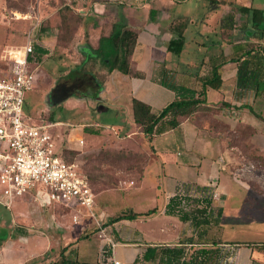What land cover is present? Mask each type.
I'll return each mask as SVG.
<instances>
[{"label":"rangeland","instance_id":"1","mask_svg":"<svg viewBox=\"0 0 264 264\" xmlns=\"http://www.w3.org/2000/svg\"><path fill=\"white\" fill-rule=\"evenodd\" d=\"M167 1L173 13L190 14L197 19L192 36L200 37L203 34L213 38L214 35L209 31L200 34L202 17L209 13L216 15L217 12H222L226 18L220 21V24L225 23L229 45L236 40L246 39L247 41L244 42L246 49L255 48L258 45L264 47V44L252 41L254 34L260 32L262 36V32L260 29L254 28L251 15L240 10L243 5L264 8V0ZM65 6L66 0H0V74H6L10 70L13 59L12 51L23 49L29 36L32 37L36 45L43 46L49 51L41 59L37 54V60L33 62L32 68L34 69L36 81L34 88L26 95V114L34 124L57 122L54 131L57 134L58 145L65 149L68 159H73L79 163L92 182L96 194V204L93 208L95 216L92 215L91 210L77 204L75 201L69 202L67 206L52 203L44 193L37 196L36 192L33 193L30 199H17L12 207L8 208L0 188V247L2 242L7 246L14 244V253L10 255H25L32 252L58 255V250L56 249V251L54 248L48 249L45 254L42 251L44 246L40 243V240L31 235L32 232L45 231L48 235L49 231L54 235L53 246L55 247L56 245L59 246L66 237H76L87 226L84 233L87 232L90 236L82 238L80 242L89 245L84 254L87 253V255L93 256L91 258L95 257L97 259L99 253L106 255L104 253L106 240L100 237L99 233H96L98 232V221L108 215L128 213L131 210L144 212L150 208L163 206L168 191L172 188V181L170 178L165 183L166 173L162 168V161H167L168 167L184 162L193 145L195 151L199 153V159L202 160V163L201 165L191 163L189 167L192 171H200L199 179L201 181H207L209 175L211 177L213 175L216 159L211 157V153H205V141L208 140L206 136L197 135L194 132L187 133L185 130L184 132L180 131L182 135L180 140L177 141L178 133L176 132L167 137L156 138L153 145L163 149L154 150L155 147L151 145L152 140L145 136L141 128L131 129L130 124L133 123L131 105L128 97L122 92L115 101L114 106L116 107L114 109L111 107L109 110L103 109L104 105L100 101L101 94L94 98L90 92H87L82 97L73 95L62 100L60 99L63 95L54 94L59 79L73 69L78 58L82 60L83 57L79 52L77 40L74 39V29L80 22L79 15L81 13L72 8L67 10L68 20L67 25L64 26L62 12ZM117 11V20H121L125 16L128 20V27L137 32L148 20L146 18L148 16L145 14L148 13V9L143 10L145 16L139 17V20L135 23L130 22L126 4H118ZM168 13L162 12L158 17L150 14L149 23L155 25L160 23L159 34L169 31ZM214 17L216 18V16ZM52 33H55V39L48 42V37L50 38L53 35ZM207 37L206 39L209 40ZM144 44V47H150L147 43L143 42ZM99 45L100 41L98 45H92V47L98 48ZM165 46L161 40H158L159 57H165L166 53L169 52L167 62H175L180 67L188 61L186 54L179 55L168 49L162 51ZM168 80L171 81L172 78L170 77L164 82L167 83ZM164 82H162L163 85ZM116 86L115 88L118 90V85ZM263 107V101L260 102L259 106L256 105V108L260 110ZM210 109H202L210 115L209 119L207 117L208 122L215 123V119L216 121L217 119L220 120L221 122H216V124L222 133H228L230 138L240 145V150L249 158L246 159L248 163L241 170V173L245 175V173L254 172L264 178V158L257 156L255 150L246 142L252 128L237 126L236 131H230V125L215 114L217 107H211ZM200 115L199 117H201ZM95 124L102 126L98 130L99 133L94 132L98 128V126H94ZM81 139L84 140L83 145L80 144ZM165 143L168 144L167 149L164 146ZM179 153H183V156ZM151 156L153 158L151 167L155 168V177L151 175V171L143 174L144 162ZM237 165L243 168L242 163ZM222 174L225 178L223 177L220 185L217 184L214 188L218 186L223 194L229 190L227 186L232 192L234 189L242 188L238 187L237 184L235 185V182L229 183L230 176L233 178L235 177L234 174L229 175L225 172ZM239 176L241 177L242 174ZM226 183H228L227 186ZM232 183H234L233 187ZM179 191L181 193L191 192L193 195L183 205L187 211L211 217L213 224L210 227V235L212 238H217L222 243L228 237L230 240L237 241L228 242L232 247L222 243L217 246L207 245L210 249L217 248V255H241V251L242 255H245L248 253V249L242 247L246 245L258 249L256 251L257 255L264 254V233H255L251 229L253 227H264V195L261 196V202L258 203L252 202L254 198L249 193H246L245 199L243 195L238 194L233 197L235 202L227 205L223 213V221L224 227H228V230L237 229L238 231L230 233L227 235L228 237L224 238L222 228L219 225V212L224 198L219 194L218 198L213 197L211 203L207 204L203 197L197 196L195 188L191 191V188L181 184ZM242 193L244 194V191ZM35 197H37V200H35ZM241 200H245L244 203L240 204ZM74 215L78 216L79 222L74 221ZM143 217L138 219V229L143 226ZM163 217L157 218L158 222H151L145 228L163 223ZM231 224L234 226H231ZM122 226L120 227L122 228ZM112 234L115 235V231ZM70 239L72 240V238ZM246 240L257 241L246 242ZM101 242H103L102 252H100ZM199 247L192 246L189 255ZM105 248L108 249V252L111 250L109 246ZM117 252H120V248H117ZM0 254L2 255L1 250ZM217 264L225 263L218 261Z\"/></svg>","mask_w":264,"mask_h":264},{"label":"crops","instance_id":"2","mask_svg":"<svg viewBox=\"0 0 264 264\" xmlns=\"http://www.w3.org/2000/svg\"><path fill=\"white\" fill-rule=\"evenodd\" d=\"M118 4L127 5L131 23H135L139 20V17L145 16V14L148 16L146 18L149 20L151 11H154L153 14L155 17H158L162 12H169V31H165L164 34H159L160 23L159 25H155L149 23L148 20L144 23L142 28H139V32L136 31L138 33V43L132 57V71L144 73L143 77L136 76L134 73L125 74L119 70L108 72L106 67L97 65L96 71L106 74L104 89L101 92L100 98V101L104 105L103 109L109 110L111 107L114 109V107H116L114 106L115 101L118 99L120 92L124 93V95L128 97L133 115V123L130 124V126L131 129H136L137 126L133 114L134 98L150 104L153 111L159 113L177 96L173 89L164 86L162 82L171 77V81H166L168 84L176 83L201 91L203 90L204 80L211 73L213 65L216 64L218 65V72L223 80L222 86L220 88H207L201 97L206 100V105L208 106L223 107L218 116L221 120L229 124L232 130L236 131L235 128L237 126L252 128L248 141L258 155L264 156V107L262 110L256 108V105L259 106L260 102H264V91L261 87L256 88L251 86L248 88H241L238 85L239 67L246 59L249 49H246L244 45V42L247 41L246 39L236 40L229 45L225 23L222 22L220 24V21L225 20L226 16L223 15L222 12H217L216 15L209 13L205 15V17H202L200 34L201 32L205 33L209 31L212 32L214 37L210 38L203 34L199 37L192 36L197 19L190 14L173 13L167 0H66L67 6L81 13L79 15L80 22L74 29V39L77 40L78 46L85 41L90 42L92 45H98L101 36L110 33L112 24L117 20ZM144 9H148V13L143 12ZM214 16H216V18ZM176 18L181 20L184 19L188 22L187 29L185 30L186 42L181 53H179V55L186 54L188 61L184 62L182 67L175 62H167V57H169V52L167 51V53L165 52V57H159V50L157 49L158 40H161L163 44L166 45L162 51L169 50V44L173 36V32L170 31V26ZM214 20L215 22H213ZM260 31L262 32V36L260 32L257 31L258 33L254 34L252 41L264 44V22L261 25ZM52 34L50 38L48 37V42L55 39V33ZM206 37L209 40H207ZM143 42L150 45V47H144L145 44L143 45ZM253 51V53L259 52L264 54V47L258 45ZM80 61L81 58H78L75 63ZM261 80H263V78H261ZM116 85H118V90L115 88ZM199 114L201 113H196L189 118L183 119L182 123L174 129L155 135L151 145L155 147L153 141H156V138L167 137L174 132L178 133L176 141L180 140L182 135L180 133L181 130L183 132L185 130L187 133L194 132L197 135L206 136L208 140L205 141V153H211V157H215L214 159H216L214 162L215 167L213 175L212 177L209 175L207 181H201L199 179L200 171H192L191 167H189L191 163L194 165H201L202 163V160L199 159V153L195 151V147L192 145L188 157H186L184 162L173 164L171 167H168L167 161H162V168L166 173L164 181L166 183V181L171 178L172 188L168 191L163 206L154 207L157 209L156 213L142 215L144 216L142 228H137L139 224L138 219L142 216L132 221L123 219L108 225L110 230L115 231L114 238L117 245L109 252H105V250L108 249L104 248V253H106V255L99 253L97 259H95V257L91 258L93 257L92 255H87V253L84 254L86 249L89 248V245L81 244L82 242L80 241L82 238H88L90 236L89 233H84L86 226L83 232L78 233L76 237H66L64 241H61L59 246L56 245L55 247L53 246L54 235L49 231L48 235L45 231L37 233L32 232L31 235H34L35 239L40 240V243L44 246L42 251L45 254L48 252V249L54 248V250H58V255H44L33 252L25 255H10L14 253V244L7 246L2 242L0 247L2 251V255L0 254V264H60L61 251L64 248H66L65 256L72 261H77L78 264H116V261H118L119 264H134L135 260L139 256H142L148 246L181 245L183 239L194 236L196 233L195 226L191 220L183 221L179 215H170L166 213L170 199L177 193L187 198L193 196L191 192L181 193L179 191L181 184L187 188H191V191L195 188L196 194L199 197L203 196L198 194L199 191H197V187H212L218 192V194L224 198L223 205L221 206L223 212L219 220V225L223 231L222 236L226 238L230 233H236L235 231H238L237 229L230 231L228 227H224L223 213L227 205H231L232 202H235L233 197L236 194L243 195L245 199L246 193L252 194L254 198L252 201L253 203L261 202V196L264 195V178L254 172H250L249 174L245 173V175L241 173V170H243L248 163L245 155L239 150L237 145L230 143V139L227 136L220 134L211 127L205 126ZM94 126H98L96 129L102 127L98 124ZM212 137L215 138L213 139ZM156 145L158 146L159 144ZM167 145V143L164 144L166 149ZM160 149L163 148H154L156 151ZM179 154L183 156V153ZM152 163L153 158L151 156V158L148 159V165L145 167L146 169L143 174L151 171V175L155 177L156 172L155 168L151 167ZM240 163L243 164V168L237 165ZM223 172L229 175L234 174V179L230 176L231 180L229 181V178L227 180L229 183L235 182V185L237 184L238 187L242 188L238 190L234 189L232 192L227 186L228 183H226L227 189L229 190H227L225 194L222 193L218 186L214 188L215 185H220L224 177L222 174ZM238 172L241 173L243 177L239 176L241 174L237 175L236 173ZM233 185L234 183H232V187ZM243 191L244 194L242 193ZM184 201H186V199ZM244 201L245 200H241L240 204L244 203ZM147 211L141 213H146ZM112 216L115 215H108L106 218H102L101 221L105 223ZM162 216H164L163 223L145 228V226H148L151 222H158L157 218ZM120 226H122V228ZM231 226L234 225L231 224ZM251 229L254 230L255 233H264V227H253ZM96 233L98 234V232ZM210 234L211 228L209 229L208 237L212 238ZM70 238H72V240ZM76 238L78 239L75 240ZM228 238H226V242L224 241L222 244L232 247L228 242L237 241ZM202 241L207 242L211 240ZM249 241L257 240H246V242ZM102 245L103 242L100 243V252H102ZM185 245L190 249L192 246H207L209 243H196L194 245L189 243ZM248 246L249 245L242 247L248 249L247 254L242 255L241 251V255H219L218 261H222L225 264H264V254L257 255L256 251L258 249L256 250V248ZM117 248H120V252H117ZM142 264H159V262H143Z\"/></svg>","mask_w":264,"mask_h":264},{"label":"trees","instance_id":"3","mask_svg":"<svg viewBox=\"0 0 264 264\" xmlns=\"http://www.w3.org/2000/svg\"><path fill=\"white\" fill-rule=\"evenodd\" d=\"M63 23L67 25L68 14L67 10L69 6L63 7ZM243 13L251 15L253 26L256 29H261V25L264 22V9L258 7H252L243 5L240 7ZM151 11V15L153 16ZM66 13V14H65ZM188 22L184 19L176 18L170 26V30L173 32V38L169 44V50L177 54L181 53L184 44L186 42L185 30L187 29ZM138 43V33L128 27V20L125 16L121 20H116L112 24V28L109 34L102 35L100 38V45L98 48L92 47L88 41L83 42L79 45V52L83 56L82 60L74 64L73 69L64 77L59 79L56 87L55 95H63L62 99L68 96H85L87 92H90L92 97H98L104 89V81L106 74L99 73L96 71V65L106 67L108 72L114 70H120L125 74L134 73L136 76L143 77L144 73L132 71V57ZM35 53L30 57V61L37 60V54L41 59L49 51L43 46L36 45ZM254 48L247 51V57L239 67L238 85L241 88L248 87H261L264 91V54L253 53ZM263 78V80H261ZM223 80L218 72V65H213L211 73L206 77L203 82V90L197 91L196 89L176 84V83H165L164 85L173 89L176 92V98L165 106L159 113H155L152 106L137 98L133 99V114L134 121L137 128H141L142 132L148 139L152 140L155 135L162 134L170 129L178 127L183 119L189 118L193 114L201 113V120L205 126L213 128L220 134L227 136L230 139V143L237 145L240 150V145L234 142L228 133H222L216 122H221L215 119L214 122H208L209 114L202 109L211 110V107L206 105V100L201 96L204 94L207 88H220ZM226 105V104H225ZM223 107H217L216 115L220 113ZM212 113V112H211ZM214 115V114H213ZM208 117V119H207ZM208 122V123H207ZM226 123V122H225ZM227 124V123H226ZM225 124V125H226ZM229 125V124H228ZM100 129H95V133H99ZM230 131H233L230 127ZM251 146L250 142L247 140ZM254 149V148H252ZM255 150V149H254ZM244 154V152L242 151ZM255 153L258 155L256 150ZM245 155V154H244ZM62 156L68 162L75 160L68 159L66 157V151L63 149ZM247 159L248 156L245 155ZM147 158L144 162L143 172L148 165ZM143 162V161H142ZM89 179V178H88ZM89 182L93 188L92 182ZM198 194L203 196L204 201L207 204L211 203L215 190L211 187H197ZM191 198V196H190ZM189 197H183L179 193L174 195L167 205L166 213L170 215H179L183 221L191 220L195 226L196 233L194 236L187 237L181 241V245H156L148 246L143 252L142 256H139L134 264H142L143 262H159V264H217L218 256L216 254L217 248H208L205 245L200 246L198 249L189 255V250L185 244H202L209 243L217 246L221 244V240L217 238H209V229L212 226L211 217L198 215L187 211L183 206L184 200L188 201ZM185 201V203H186ZM60 204V203H59ZM64 205V204H62ZM157 209L153 208L148 210L146 213L136 212L131 210L128 213H122L112 216L105 225L113 224L117 221L128 219L134 220L142 215H150L156 213ZM222 209L220 208V217L222 216ZM211 240V241H202ZM66 248L61 251L60 264H78L77 261L70 260L65 256Z\"/></svg>","mask_w":264,"mask_h":264},{"label":"built area","instance_id":"4","mask_svg":"<svg viewBox=\"0 0 264 264\" xmlns=\"http://www.w3.org/2000/svg\"><path fill=\"white\" fill-rule=\"evenodd\" d=\"M35 50L29 36L23 49L12 51L10 70L0 74V188L5 203L11 208L17 199H30L34 192L37 196L44 193L52 203L67 206L75 201L95 216L94 189L79 163L63 158L54 131L57 122L34 124L26 114V95L36 81L34 61H30ZM213 197L218 198V192ZM73 218L78 222L77 215ZM97 225L100 237L106 240L105 247L114 249L117 242L113 231L101 221Z\"/></svg>","mask_w":264,"mask_h":264}]
</instances>
